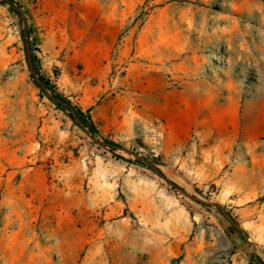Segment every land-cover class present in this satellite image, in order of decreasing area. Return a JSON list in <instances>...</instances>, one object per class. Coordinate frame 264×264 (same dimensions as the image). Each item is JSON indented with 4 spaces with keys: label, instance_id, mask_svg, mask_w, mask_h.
<instances>
[{
    "label": "rangeland",
    "instance_id": "obj_1",
    "mask_svg": "<svg viewBox=\"0 0 264 264\" xmlns=\"http://www.w3.org/2000/svg\"><path fill=\"white\" fill-rule=\"evenodd\" d=\"M256 257L264 0H0V264Z\"/></svg>",
    "mask_w": 264,
    "mask_h": 264
},
{
    "label": "trees",
    "instance_id": "obj_2",
    "mask_svg": "<svg viewBox=\"0 0 264 264\" xmlns=\"http://www.w3.org/2000/svg\"><path fill=\"white\" fill-rule=\"evenodd\" d=\"M9 2L12 3V2H14V0H9ZM16 4H17V9H18L19 11H21L22 6L20 5V3L16 2ZM75 108H76V112H77V113L82 114V115H86V116L88 117V119L91 120V116L89 115V111L83 112L82 109H80V108H78V107H75ZM197 200H198L199 203L203 204L202 201H200L199 199H197ZM256 262H257V263L260 262L261 264H264V261L261 260L260 258H259L258 261H256ZM260 263H258V264H260Z\"/></svg>",
    "mask_w": 264,
    "mask_h": 264
},
{
    "label": "water",
    "instance_id": "obj_3",
    "mask_svg": "<svg viewBox=\"0 0 264 264\" xmlns=\"http://www.w3.org/2000/svg\"><path fill=\"white\" fill-rule=\"evenodd\" d=\"M5 1L9 2V0H5ZM205 202L208 203V204L211 203L210 201H205ZM226 216L228 217V219H231L230 216H229L228 214H226ZM235 226H236L237 228H239V229H242V227H241L240 225H238V224H236ZM244 236H245V238H247V235H246L245 233H244ZM255 260L258 261V258L256 257ZM258 263H260V262H258ZM260 264H261V263H260Z\"/></svg>",
    "mask_w": 264,
    "mask_h": 264
}]
</instances>
